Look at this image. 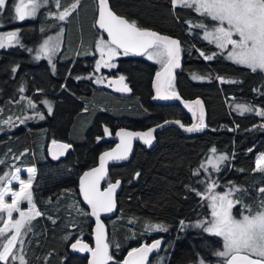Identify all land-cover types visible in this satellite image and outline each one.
I'll return each instance as SVG.
<instances>
[{"label":"trees","instance_id":"1","mask_svg":"<svg viewBox=\"0 0 264 264\" xmlns=\"http://www.w3.org/2000/svg\"><path fill=\"white\" fill-rule=\"evenodd\" d=\"M109 1L114 12L139 27L180 40L184 66L177 75L176 89L186 100L204 101L207 108V119L199 133L184 136L168 129L157 136L155 149L137 145L130 163L111 168L107 184L123 181L118 196L119 213L108 222L112 264H123L129 251L162 238L168 244L150 264H217L220 261L215 253L222 248V239L191 228L192 223L211 218L207 201L196 191H204L205 184L211 181L216 182L218 191L236 187L242 191L234 193V198L241 201L234 214H247L245 206L253 212L258 210L264 198L259 191L264 187V173L255 168L257 159L264 155V117L255 110L264 111V72H253L231 62L214 44L203 39V29L189 27L186 21L203 22L209 28L215 24L191 9L177 7L173 11L171 0ZM72 2L60 0L58 9L56 0H47L37 18L26 24L25 33L35 34L41 41L64 29L65 49L76 51L81 39L84 45L100 33L95 27L96 0H80L77 10L65 21L56 19L58 12ZM14 3L15 0H8L3 13L0 10V22L11 19ZM201 52L213 59H205ZM19 61L16 49L0 53V177L13 174L17 168H37L32 198L42 215L32 221L33 234L38 235L32 236L30 248H25L26 264H87L86 257L73 255L69 250L77 240L92 244L93 224L79 195V179L97 165L99 155L112 145L100 142L99 124L88 133H79L92 114L73 121L74 101L69 107L73 108L72 113L60 105L55 117L39 120L29 105L28 94L33 89L25 87L24 93L19 89ZM160 68L145 59L122 60L120 72L130 80L135 96L126 102H115L112 110L104 112L112 117L104 120L107 125L113 130H141L167 119V115L152 118L156 112L147 111L152 81ZM25 73L31 86L49 94L55 93L62 82L50 75L43 63L26 68ZM218 77L235 82L221 83ZM238 103L254 111L241 114L236 108ZM104 104L108 107L107 102ZM9 117L11 121L5 123ZM53 141L72 145L66 158L57 163L47 155V147ZM213 147L216 154L228 156L218 172L201 168ZM197 171L200 174L194 175ZM73 205L79 214L71 208ZM148 225H163L167 230H151Z\"/></svg>","mask_w":264,"mask_h":264},{"label":"snow or ice","instance_id":"2","mask_svg":"<svg viewBox=\"0 0 264 264\" xmlns=\"http://www.w3.org/2000/svg\"><path fill=\"white\" fill-rule=\"evenodd\" d=\"M6 0H0V8L5 6ZM47 0H19L15 5V13L20 21L26 18L35 17L37 10L46 4ZM80 0H73L70 6L65 7L56 15L59 21H65L79 7ZM173 11L177 7L191 9L199 16L210 18L216 23L209 28L203 22L192 24L186 21L189 27H196L204 30L203 38L210 44H214L220 50V53H227V58L233 63L245 66L251 71L264 72V0H171ZM56 7L60 8V0H56ZM99 29L107 33V38L101 39L96 44V51L100 55V60L96 63V70L101 67H115L111 61L122 51L124 55H147L148 59L161 64V71L156 73L155 99H180L173 87V69L180 66V42L168 36L158 34L155 31L143 29L135 21H130L125 17L115 14L109 7L108 0H98V20ZM17 33L11 32L7 37H0V48L5 47L4 40H16ZM59 38L54 41L49 38L41 45L37 53V59L41 56L47 57L49 63L52 57L59 51ZM205 59H213V56L200 53ZM215 55V54H214ZM14 72L16 68L12 69ZM55 65H53V71ZM194 79H204V77H193ZM221 83H234L235 81H226L218 77ZM124 76L119 77L121 87L116 91H130L128 86L123 83ZM102 81H97L101 83ZM112 83H116L113 81ZM23 91V89H21ZM48 104L47 101H44ZM199 106V123L188 127V132L199 131L204 127L203 106L199 100L195 101ZM29 105L35 107L29 100ZM185 107L192 111L193 116L196 111L191 104H185ZM237 110L244 114L254 111L247 105H237ZM48 111L51 113V105H48ZM257 115L264 117V111L255 110ZM43 119V116L40 117ZM8 118L5 123L11 121ZM23 122V121H21ZM179 123V121H174ZM184 127V125H180ZM152 129L147 132H129L121 131L117 135L121 138V143L117 149L112 152H106L100 157V166L84 174L80 182V190L83 199L91 208V215L96 217V245L90 248L87 244L77 240L72 244L73 250L80 252H90V264H112L113 255L109 253V243L105 234L104 225L100 222V213H111L116 205L114 194L119 186V181L110 183L106 190H100V181L106 176L105 165L108 160H126L131 150V143L134 138H139L145 144H151L153 138ZM108 133V129H105ZM54 146L60 149H67L69 145L61 144ZM213 154L207 163L201 164L205 171L209 167L213 171H220V165L228 160L227 155H216V149H211ZM55 157V153L53 154ZM255 171L264 173V155L256 161ZM20 169H16L19 173ZM28 179H22L18 174L12 177L19 184V189L14 190L11 187L12 180L7 183L9 187L0 190V221L3 227H0V264H13L19 260V264H26L23 255H17L18 245L23 244L21 239L25 229H29L32 220L42 215L36 209L33 203L31 185L35 174V168H28ZM197 171L194 175H199ZM138 175V174H137ZM3 177H0L2 180ZM210 179V178H209ZM218 185L215 181L205 184L204 191H196V195L202 200L208 201L211 208V220L198 224L205 231L222 237L223 249L215 255L224 258V264H264V198L258 210L253 212L249 206H245L247 214L240 213L239 216L232 214V209L236 204L241 203L239 198H233L235 192L242 191L233 187L223 194L215 191ZM264 193V187L259 189ZM11 197L10 202L6 197ZM27 202V211L21 209L20 205ZM18 213L19 218H14L13 214ZM6 216V219H4ZM183 224V221L181 222ZM148 229L155 231H166L163 225H148ZM161 241L156 240L151 245H144L129 251L123 264H147L149 253L158 249Z\"/></svg>","mask_w":264,"mask_h":264},{"label":"flooded vegetation","instance_id":"3","mask_svg":"<svg viewBox=\"0 0 264 264\" xmlns=\"http://www.w3.org/2000/svg\"><path fill=\"white\" fill-rule=\"evenodd\" d=\"M36 18L37 16L35 18H26L24 21H19L16 25L17 28L14 31L17 33L16 42H18V46L16 50L18 51L20 58L19 64L17 66V72L20 73V81L18 82L19 89H23L22 91L23 93L25 87H30V89L31 88L33 89V92L29 93L28 96L35 105V107H33V111L34 112L36 111L39 120L43 121L55 117L60 105H64V110L67 109L69 113H72L73 108L70 110L69 107L72 106V103L74 101L76 103V110L74 111L75 115L73 117V121L79 120L81 117H84L85 114L87 115L92 114L87 121V125L85 127L83 126L82 129H78L79 133H88V131H90L95 124H99L98 127L100 128L99 133L103 135L104 127L109 126L105 123L104 120H106V118L108 120L112 119L110 115L105 114L104 112L108 110H112L113 108L112 104H114L115 102H120V101L126 102L131 100L135 96L130 80L128 79L127 76L123 75L120 72V66L122 60L131 59V58L145 59L146 55L143 58H138L131 54L124 55L123 52L121 51L120 54L111 61V63H113L115 67H111V68L101 67L100 70L97 71L96 63L97 61L100 60V55L96 51V44L101 39L106 40L103 34L99 32L100 34L97 37L95 38L92 37L91 40L86 42L84 45L80 43L77 46L76 51L67 48L65 49V45L67 44L65 42L66 41L65 38H63L64 39L63 43L61 44V47L59 49L56 58L52 63L49 64V62H47V60H45L42 56L41 58L37 59L36 48L40 45L42 40L39 41L38 40L39 37L36 36L35 34L25 33L26 24H28V22L30 21H34ZM13 27H8L7 29L10 30V28ZM11 50L14 49L10 48V49H6L5 51L9 52ZM39 63L45 64L47 72L50 73V75H52L56 80H60V82L62 81L61 84L58 85L57 90L51 88L52 91L56 90V92L53 94H49L44 90L43 91L37 90L35 87L29 84L30 80L26 79V75H27L25 73L26 68L28 67L34 68ZM53 65H55L54 71H53ZM120 76L125 77L127 85L130 86V88L132 89L131 98L121 97L109 90L108 81L110 79L118 78ZM176 79L177 76L173 82V87L175 91L180 94L178 89H176L177 87ZM97 81H102V82L97 83ZM41 96L43 98H41ZM20 99H23V97H20ZM151 99H152V86L150 88V96L148 98V108H147V111L149 112L150 110L156 112L154 113V115L152 114V118L156 116L158 117L159 115L161 116L167 115V119L165 121L178 120V121H182L186 126L192 125L197 118L196 108H193L196 111V115L193 116L192 112L189 114L179 105H153L151 103ZM44 101H47L48 104H45ZM106 102L108 104V107L105 106L104 104ZM48 105H51L52 108L51 113H49L48 111ZM129 108H131V106H129ZM41 115L43 116V119L40 118ZM102 116H105V118L104 117L102 118ZM160 123L161 122L155 123L153 125H146L141 130L145 131L148 128ZM72 128L73 126H71L68 131L71 132ZM199 131H194V132L199 133ZM235 207L236 205L233 207L232 209L233 211ZM192 229L194 231L196 230L194 228ZM157 240L161 241L163 245L162 248L163 251L167 241L163 240V238ZM155 241L156 240H154L153 242ZM153 242L143 243L142 245L144 244L151 245ZM162 251L158 252L157 254L161 253ZM157 254H155L153 257H155Z\"/></svg>","mask_w":264,"mask_h":264},{"label":"water","instance_id":"4","mask_svg":"<svg viewBox=\"0 0 264 264\" xmlns=\"http://www.w3.org/2000/svg\"><path fill=\"white\" fill-rule=\"evenodd\" d=\"M96 3H97V15H96V21H95V27L97 29L98 32H100L101 34H103V36L105 38H107V33L104 32L103 30L99 29L98 25H97V20H98V0H96ZM108 3H109V7L111 8V10L114 12V10L112 9L111 7V4H110V1L108 0ZM115 14H117L116 12H114ZM118 15V14H117ZM120 16V15H119ZM149 30V29H147ZM151 31H154V30H151ZM157 32V31H155ZM158 34H160L159 32H157ZM162 35V34H161ZM167 36V35H165ZM172 39H176L180 42L179 39L175 38V37H171V36H168ZM14 41V40H13ZM13 41H9L7 40L8 43H12ZM180 47H181V43H180ZM131 54V53H130ZM135 57H138V58H143L145 55H135V54H131ZM183 66H184V60H183V57H182V47H181V53H180V66L177 67V68H174L173 69V82L177 76V74L183 69ZM162 69V68H161ZM158 70L157 72L161 71ZM156 72V73H157ZM113 81H115L116 83H112ZM124 84L127 85V82H126V79L123 81ZM155 84H156V74L153 78V81H152V99H151V103L153 105H179L181 106L186 112H188L189 114L192 112V111H189V109L187 107H185V104H191L193 108H196L197 110V118L195 120V122L190 125V126H186L184 125V123L182 121H179V123H175L174 121H178V120H167V121H164L158 125H155V126H152L150 128H148L147 130L145 131H142V130H133V129H130V128H126V127H121V128H118L116 129L115 131H113L109 126H105L104 127V133L103 135L99 138L100 142L103 143V144H110L112 145L110 148L106 149L105 151H103L99 157H98V162H97V165L94 166L93 168L89 169V170H86L80 177L79 179V195L81 197V200L86 208V210L88 211V214H89V217H90V220L93 224V227H92V244H90L89 242L87 241H84V240H80L82 243H85L87 244L90 248H95V245H96V217L92 216L91 215V208L89 205H87V203L84 201L83 199V194L81 193V190H80V182H81V179L84 177V174L87 173V172H90L92 171L93 169L95 168H98L100 166V157L106 153V152H112L114 151L115 149H117L118 145H120L121 143V138L119 135H117L118 133H120L121 131H129V132H147V131H150L152 129H155V131L153 132V138H152V142L151 144H145L142 140H140L139 138H134L132 140V143H131V150L129 151L128 153V158L126 160H108L106 165H105V168H106V176L103 180L100 181V190L101 191H104L107 189L108 185L110 183H115L116 181L114 182H110L107 184V181L109 179V176H110V170L113 166H120V165H126L128 163L131 162L133 156H134V153H135V150H136V146L137 145H141L143 147H145L146 149L148 150H153L156 148L157 144H158V140H157V135L161 134L162 132L168 130V129H175V130H178L182 135L184 136H193L195 134V132H188L186 131L185 129L188 128V127H192L193 125H196L199 123V115H200V111H199V106H197L195 104V101L196 100H199L201 102V105L203 106V112H204V123L207 119V108H206V104L204 103V101L200 100V99H195V100H186L184 99L178 92L177 94L179 95L180 99H175V98H172V99H168V100H162V99H155V95H156V92H155ZM128 86V85H127ZM118 87H121V84L119 83V77L118 78H114V79H110L108 81V88L111 92H113L114 94L116 95H119L121 97H125V98H131L132 96V89L130 88V86H128V88L130 89V91H116V88ZM184 125V127H181L180 125ZM105 129H108V133H105ZM56 142V145H61V144H67L69 145V147L67 149H60L58 148L57 146H54L53 142H51L48 147H47V155L50 159L51 162L53 163H57L63 159L66 158V156L68 155L69 151L72 149V145L68 144L67 142L65 141H55ZM55 153V157H54V154ZM119 181V186L117 187L116 191H115V194H114V200H115V209L111 212V213H100V222L104 225V229H105V234H106V237H107V242L109 243V240H110V234H109V226H108V222L112 219H114L118 213H119V204H118V196H119V193L121 192L122 188H123V181L122 180H117ZM76 241L72 242L69 246V250H70V253L73 254V255H80V256H84L87 258V264H90V261H91V253L90 252H80V251H77V250H73L72 248V244L75 243ZM146 245V244H144ZM144 245H141L139 247H142ZM137 247V248H139ZM162 248H163V245L162 243H160V246L158 249H155L153 250L151 253H149L148 255V258H147V264L150 263V260L152 259V257L157 254L158 252L162 251ZM109 253L111 254V250H110V244H109ZM128 254L126 255L125 259L127 258Z\"/></svg>","mask_w":264,"mask_h":264},{"label":"rangeland","instance_id":"5","mask_svg":"<svg viewBox=\"0 0 264 264\" xmlns=\"http://www.w3.org/2000/svg\"><path fill=\"white\" fill-rule=\"evenodd\" d=\"M7 1L8 0H6V2H5V6L3 7V8H0L1 9V12L3 13V11L5 10V8H6V5H7ZM25 2L27 3L28 2V0H25ZM17 3H19V0H15V5L17 4ZM43 6H45V4H43L38 10H37V13H36V15H35V17L37 16V14L39 13V11L41 10V8L43 7ZM35 17H31V18H35ZM8 20V19H7ZM7 20H5L4 19V21L3 22H0V37H7V35L9 34V33H11V31H15L16 30V25H17V23L20 21L18 18H17V16H16V13H15V6H14V11H13V14H12V16H11V19H9L8 21ZM215 22V21H214ZM216 23V22H215ZM12 26H15V27H13V28H10V30L9 29H7L8 27H12ZM204 36V32H203V34H202V37ZM59 38V45H60V47H61V44L63 43V38H65V30L64 29H61V31H58V32H55V33H53V34H50V35H48L47 37H45L44 39H42V42L40 43V45L36 48V52L38 53L39 52V49H40V47H41V45L44 43V41L45 40H47V39H49V38H52L54 41L56 40V38ZM204 39V38H203ZM207 41V40H206ZM4 44H5V47H3V48H0V53L2 52V51H4V50H6V49H17V46H18V42H16V40L15 41H13L12 43H8L7 42V39H5L4 41ZM80 43H83V41H82V39L80 40ZM60 47H59V49H60ZM59 52V51H58ZM58 52L52 57V62L54 61V59L56 58V56H57V54H58ZM225 54V56H226V58H227V53H224ZM45 60H47V62H49V60H48V58L47 57H44V56H42ZM145 59L146 60H148L149 62H151V63H153V64H155V65H158V67H162L161 66V64H158V63H156L154 60H151V59H148V57H147V55L145 56ZM228 59V58H227ZM230 60V59H229ZM231 61V60H230ZM51 62V63H52ZM232 62V61H231ZM50 64V63H49ZM240 66H242V65H240ZM243 67H245V66H243ZM247 68V67H246ZM259 71V70H258ZM232 99H235V98H233L232 97ZM225 100H227V99H225ZM237 105H240L239 103L237 104ZM237 105H236V108H237ZM244 105V104H243ZM87 125V123H85V125H84V127ZM216 155H219V154H216ZM213 156V154H212V152H211V156H209V158L210 157H212ZM208 158V159H209ZM208 159L206 160V163H207V161H208ZM28 168H35V174H34V176H33V178H32V185H31V192H32V187H33V185H34V182H35V179H36V176H37V168L36 167H28ZM28 168H19L20 169V172L19 173H16V169L14 170V172H13V174H6V175H4V176H2L3 177V179L2 180H0V190H3L4 188H6V187H9V184L7 183L9 180H12V177L14 176V175H19L22 179H28V177H29V173L27 172V169ZM210 169H211V167H209ZM212 170V169H211ZM11 187L14 189V190H18L19 189V184L15 181V180H12V183H11ZM216 192H218V193H221V194H223V193H225V192H228L229 190L228 189H226V190H224V191H218V190H215ZM234 198V197H233ZM6 199L10 202V200H11V197L9 196V197H6ZM208 202V201H207ZM209 203V202H208ZM23 205H24V207H23ZM20 207H21V209H23V210H25V211H27V209H28V204H27V202L25 201V202H23V203H21V205H20ZM77 206L76 205H73L71 208H73V210H74V212L75 213H77V214H79V210H78V208H76ZM210 208V207H209ZM210 211H211V208H210ZM232 214L234 215V216H236L235 214H234V211L232 210ZM13 216H14V218H19V214L18 213H14L13 214ZM116 218V217H115ZM114 218V219H115ZM5 219H6V216H5ZM114 219H112V220H114ZM212 219V217L210 218V220ZM33 221V220H32ZM111 221V220H110ZM205 222V220L204 219H201V220H198V221H196V222H194V223H192V225H191V228H194V229H196V230H201V231H203V232H205V233H209V232H207V231H205L204 230V228L203 227H198L197 225L198 224H202V223H204ZM33 222H31V224L29 225V229L30 230H28V229H25L24 230V232H23V235H22V237H21V239L23 240V244L22 245H18V248H17V255L19 256V255H23L24 256V254H25V248L26 249H29L30 248V245H31V237L32 236H37L38 234H37V232H35V234H33ZM209 234H211V233H209ZM214 235V234H213ZM219 237V236H218ZM221 239H222V237H220ZM222 242H223V239H222ZM223 249V245H222V248L221 249H219L218 251H221ZM217 256V255H216ZM218 258H219V263H217V264H224V258H222V257H219V256H217ZM24 259H25V262L26 263H28V261H27V255L26 256H24ZM17 262H18V264H19V260H17ZM199 264H207L206 262H204V261H201ZM215 264V263H214Z\"/></svg>","mask_w":264,"mask_h":264}]
</instances>
